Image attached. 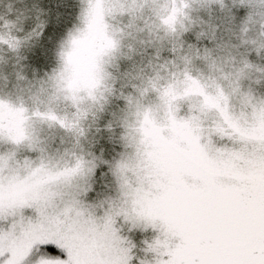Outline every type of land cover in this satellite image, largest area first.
Wrapping results in <instances>:
<instances>
[{"label": "snow or ice", "instance_id": "obj_1", "mask_svg": "<svg viewBox=\"0 0 264 264\" xmlns=\"http://www.w3.org/2000/svg\"><path fill=\"white\" fill-rule=\"evenodd\" d=\"M0 264H264V0H0Z\"/></svg>", "mask_w": 264, "mask_h": 264}]
</instances>
